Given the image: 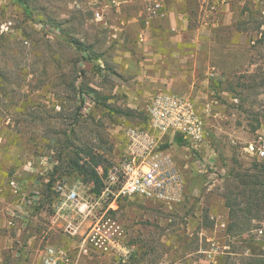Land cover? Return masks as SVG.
<instances>
[{"label": "rangeland", "instance_id": "obj_1", "mask_svg": "<svg viewBox=\"0 0 264 264\" xmlns=\"http://www.w3.org/2000/svg\"><path fill=\"white\" fill-rule=\"evenodd\" d=\"M234 11L232 29L216 32L226 39L214 48L218 75L215 102L201 113L204 140L169 146L185 177L184 199L169 213L139 199L119 203L126 240L140 248L127 264H264V174L253 168L264 160L245 150L264 135V0H242ZM114 12L112 0H0V168L25 178L28 199L55 178L51 196L28 203L48 220L54 187L80 176L66 167L103 156L97 168L106 171L125 125L147 119L109 88Z\"/></svg>", "mask_w": 264, "mask_h": 264}, {"label": "crops", "instance_id": "obj_2", "mask_svg": "<svg viewBox=\"0 0 264 264\" xmlns=\"http://www.w3.org/2000/svg\"><path fill=\"white\" fill-rule=\"evenodd\" d=\"M162 1L167 11L162 20L147 18L145 9L148 0H124L119 7L115 6L110 23L107 21L111 39L118 42L109 53L115 63L111 65L113 70H108L113 73L114 84L111 82L109 88L125 93L128 106L146 115L151 100L162 94L188 97L204 115L215 102L213 83L218 69L214 63V48L226 39V34L216 32L230 30L237 23L233 20L234 10L242 0ZM92 86L99 89L95 84ZM124 115L129 118L134 116ZM125 126L127 129L135 127L131 123ZM177 138L168 134L162 149L169 153V146L178 143ZM117 143L116 146L123 152L126 139ZM21 171L22 168L15 175L23 173ZM8 177L9 174L0 168V264H43L40 248L47 239L66 244L73 254L74 264H117L118 258L114 254L80 256L79 242L62 236V231L54 224V214L48 220L45 211L33 213L29 209L31 201L24 189L25 178ZM11 182L17 184V192L10 186ZM35 188V192L41 191ZM136 199L148 207L169 213V204L132 198ZM45 231L49 234L43 238ZM129 241L125 239V244L131 249L133 260L140 248Z\"/></svg>", "mask_w": 264, "mask_h": 264}, {"label": "built area", "instance_id": "obj_3", "mask_svg": "<svg viewBox=\"0 0 264 264\" xmlns=\"http://www.w3.org/2000/svg\"><path fill=\"white\" fill-rule=\"evenodd\" d=\"M123 2L112 0L117 7ZM145 12L148 19L162 20L167 15L162 0H148ZM95 17L98 21L104 20L100 11H96ZM146 117L144 126L127 129L124 151L115 155L111 166L106 171L97 168L103 183L99 192L93 181L87 182L82 176L54 187V224L65 239L79 242L80 256L114 254L117 264H127L132 251L125 244V228L115 216L118 203L142 198L171 207L184 199L185 177L173 156L162 147L167 143L168 134L181 137L183 143L202 142L203 115L190 98L162 94L151 100ZM245 150L264 160V135L258 134ZM10 186L17 192L15 182ZM39 192L32 196L31 202L41 198ZM48 234L45 231L43 238ZM40 253L43 264H74L71 250L62 241L45 240Z\"/></svg>", "mask_w": 264, "mask_h": 264}, {"label": "trees", "instance_id": "obj_4", "mask_svg": "<svg viewBox=\"0 0 264 264\" xmlns=\"http://www.w3.org/2000/svg\"><path fill=\"white\" fill-rule=\"evenodd\" d=\"M257 29L259 28L258 26H255ZM251 41H254L253 39ZM85 93V92H83ZM86 95V94H83ZM85 99L82 100V104H84ZM178 143H183V140L181 137L178 136L177 138ZM106 161V159L103 158V156H96V157H91L90 162H85L84 164H79L78 161H73L66 167V173L67 174H73V173H78L80 176L84 178L85 181H93L96 184V191H100L103 183L101 177L98 175L96 168L98 166H102L103 163ZM261 164H257L253 168L257 171H259L260 174H264V162H260ZM56 182L55 178L52 176L49 179V182L45 185L44 189L42 190V198H46L47 196H51L53 194L52 188L54 186V183ZM262 183H255V185H261ZM244 185V184H243ZM249 184L246 183L244 186H248ZM254 185V186H255ZM55 194V193H54ZM55 198V195H54ZM226 198L225 201V207L229 210V215L234 216V209L232 208V205L230 203V200ZM233 213V214H232Z\"/></svg>", "mask_w": 264, "mask_h": 264}]
</instances>
